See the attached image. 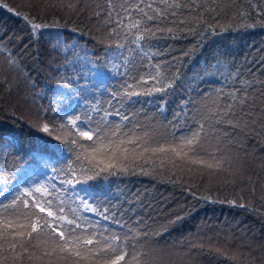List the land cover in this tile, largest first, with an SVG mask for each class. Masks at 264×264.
Wrapping results in <instances>:
<instances>
[{
    "label": "snow or ice",
    "instance_id": "1",
    "mask_svg": "<svg viewBox=\"0 0 264 264\" xmlns=\"http://www.w3.org/2000/svg\"><path fill=\"white\" fill-rule=\"evenodd\" d=\"M25 2L28 10L23 12L0 7L24 21L31 44L44 42L62 55L77 80L87 68L100 85L107 79L118 87L105 86L100 93H107L104 100L85 98L58 124L50 125L45 113L59 115L66 96L57 95L50 108H39L32 126L60 143L45 140L33 147L27 153L29 166L48 168L49 147L61 153L63 166H51V174L29 186L14 185L0 172V264H166L168 250L151 238L183 227L191 208L183 202L153 204L145 192L121 187L127 177L158 179L197 201L251 205L238 192L225 200L201 194L195 181H244L240 161L245 140L250 134L264 138V61L236 66L214 56L190 78L180 68L210 36L264 26V0H96L93 15L104 54L95 59L77 51L79 45L59 31V20L39 21L32 15L34 0ZM44 3L70 14L83 11L82 0ZM185 35L197 38L196 43L175 55L168 42ZM8 39L0 37V85L10 92L9 76L30 77ZM72 80L70 76L65 83ZM213 80L214 85L201 87ZM178 89L187 99L169 117ZM144 103L153 105L151 116H142ZM0 143L14 148L17 141H4L0 134ZM252 183L248 176L247 186L255 194ZM241 233L248 241V264H257V249L246 230ZM234 239L232 231L223 236L201 232L187 241L189 251L234 259ZM258 251L264 264V245Z\"/></svg>",
    "mask_w": 264,
    "mask_h": 264
},
{
    "label": "trees",
    "instance_id": "2",
    "mask_svg": "<svg viewBox=\"0 0 264 264\" xmlns=\"http://www.w3.org/2000/svg\"><path fill=\"white\" fill-rule=\"evenodd\" d=\"M35 2L32 12L36 15L34 17H38L39 21L50 22L55 17L60 22L59 31L69 38V42L79 45L77 51L81 52L82 55L86 52L93 59L103 56L104 45L99 42L98 23L94 18V11H90L92 7L90 1L82 0L83 11L79 12V14L66 13L58 7H47L44 0H35ZM0 4H7L21 12L28 10V7H14L8 0H0ZM73 28L78 29V31H71ZM48 31L54 32L57 29H49ZM258 34L261 35L263 41L258 37ZM5 36L9 38L5 42L10 43L12 51L21 58L25 72L30 77V81H28L15 74L9 76V81L13 82L10 92L5 90V86L0 85V134H3L4 141H11L13 137L17 141L14 148L9 147L5 143H0V172L6 177H10L12 184L21 186L25 179L36 173L42 175L45 173L51 174V166L53 165L62 167L63 158L58 150L49 147L46 153V158L49 160L48 168L36 167L35 165L29 166L31 157L27 153L33 147L41 146L45 140L49 141L50 144H58V141L45 133L39 132L32 126L33 122L31 120L18 115L17 103L15 102V97L12 96V91L18 92L20 87L21 91H23L25 89L23 87L24 81L31 84L30 86L34 88L32 83L34 82L37 98L43 103L41 105L43 108H50L53 98L57 95L66 96L68 98L67 102L60 104L59 115L54 114L52 111L45 113L49 119H52V116H56L58 121H60L61 115L72 114L76 110V106L83 103L85 98L88 101L106 99L107 93L104 96L100 94L104 87H118V84L106 79L102 90L96 91V87L100 85L99 80L94 79L87 68L81 71L80 79L77 80L71 69L65 67L66 62L62 55H57L44 42H41L40 45L31 44L29 32L24 21L13 12H9L7 7H0V37ZM256 38L261 40L259 42L261 47L256 43L258 42ZM196 39L191 35H185L179 40L169 41L168 43L174 46V54L179 55L182 51L194 45ZM26 45L27 50H25ZM214 56H221L229 64L236 66L245 64L247 61H264V26H259L258 24L251 29L230 31L220 36H210L204 42V45L197 49L191 59L188 57L184 58L185 63L180 68L182 76L190 78L205 61H211ZM70 76L73 77V80L66 84L65 81ZM77 82L88 84V89L78 90L75 86ZM210 84L214 85L215 81L204 83L201 87L206 89ZM183 99H187V94L183 89H178L168 106L167 115L169 117H171L172 111L176 109ZM137 107H140V105H137ZM143 108L144 113H142V116L144 114H147V116L152 115L154 111L153 105L144 103ZM56 121L54 119L55 123H57ZM51 123H53L52 120ZM250 153L254 155L251 156ZM64 155L66 156L67 153L65 152ZM259 157L264 159V138L250 134L247 136L244 149L241 152L240 163L244 164L243 169L245 168L243 182L239 177H236L235 185L226 183L222 177L206 180L203 184L200 183L199 178L195 181L201 194L208 192L218 200L233 198L235 193H240L245 202L251 201V205L245 208L232 206L228 203L197 201L186 192H182L179 187L145 176L124 178L121 187H126L130 191L145 192L153 204L164 203L175 206L178 202H183L186 207L191 208V214L184 222L183 227H172L163 234L156 236H164L169 241L174 240L176 242L175 245L164 247L169 252V261H172L168 264H173V262L175 264H189L194 263V261H196V264L199 261L203 264H248L250 251L245 246L248 241L241 238V230H246L247 237L253 247L257 249L253 255L257 264H260L259 257L261 253L258 249L261 245H264V200L260 198L264 195V164L258 161ZM16 169L21 171L17 173ZM248 176L252 178V187L255 188V194L247 186ZM236 198L239 199L238 197ZM229 231H232L236 236V239L231 242V250H236L234 251V259L224 256L201 255L199 250L189 251L187 241L189 236L201 232L208 236H215L216 233H220L223 236ZM154 238L152 237L151 239ZM177 248L179 253L174 252ZM237 248L239 249L237 250ZM180 250L183 252L187 251V255L181 257ZM188 253L191 254L188 256Z\"/></svg>",
    "mask_w": 264,
    "mask_h": 264
},
{
    "label": "rangeland",
    "instance_id": "3",
    "mask_svg": "<svg viewBox=\"0 0 264 264\" xmlns=\"http://www.w3.org/2000/svg\"><path fill=\"white\" fill-rule=\"evenodd\" d=\"M86 1H90V3H91V5H92V7H91V9H90V11L92 12V11H94L95 10V3H96V0H94V1H92V0H86ZM8 2H10L11 3V5H13L14 7H17V8H27L28 7V5H26V2H25V0H8ZM34 3L36 4V2H35V0H34ZM32 15L33 16H36L35 14H34V12H32ZM38 18V17H37ZM259 35V34H258ZM258 37H260L261 38V35H259ZM258 39V42H256V43H258L259 44V46L261 47V45H260V41L262 40V38H261V40L259 39V38H256V40ZM263 41V40H262ZM23 83V82H22ZM31 84H29L28 82H26V81H24V84H23V87H25V89L23 90V91H21V87H20V89H19V91L18 92H14V91H12V96L13 97H15V102L17 103V112H18V115L19 116H21V117H25L26 119H28V120H31V122H33L34 121V119H35V117H36V115H37V112H38V110H39V108L40 107H42L41 105L43 104V103H41L40 101H39V99L37 98V90H35L36 89V87H35V85H34V88H32L31 86H30ZM103 86L104 85H99V87H100V89L102 90V88H103ZM52 116V115H51ZM61 116H63V115H61ZM55 120H57L56 122L57 123H55L54 122V119L52 118V119H49L47 116H46V119H47V121L49 122V124L50 125H52V124H58V123H60V121H58V119H57V117L56 116H52ZM51 120L53 121V123H51ZM33 124V123H32ZM51 137V136H50ZM60 142L58 141V144H59ZM250 155L252 156V155H254V154H252V153H250ZM261 164H264V159H262V157H259V160H258ZM262 161V162H261ZM246 163H248V162H246ZM244 164H242V166H243ZM264 166V165H263ZM245 169V168H244ZM43 176L44 175H42V174H40V173H36L35 175H33V176H30L29 178H27V179H25V181H24V183H23V185H21V186H29V185H31V184H33V183H35L36 181H38V180H42V178H43ZM262 187H263V185H262ZM192 225H194V224H192ZM191 225V226H192ZM210 236H214V235H210ZM164 236H161V237H155L154 239H152V240H155V241H157V240H160L159 241V246L160 247H167V246H170V245H175V243L176 242H174V240L173 241H169L168 240V238H164ZM161 239H163V240H161ZM167 240H168V242H167ZM239 248H237V250H238ZM234 251H236V250H234ZM174 252L175 253H179V249L177 248V249H175L174 250ZM241 253V252H240ZM171 254H172V250H171ZM180 254H181V257H185L186 255H187V251H185V252H183V251H181L180 250ZM191 253H188V256L190 255ZM173 255V254H172ZM165 260H166V264H168L169 262H172V261H169L170 260V255H169V252L166 254V256H165ZM173 264H175L174 262H173ZM189 264H196V261H194V263H189ZM198 264H203V263H201V261H199V263Z\"/></svg>",
    "mask_w": 264,
    "mask_h": 264
}]
</instances>
